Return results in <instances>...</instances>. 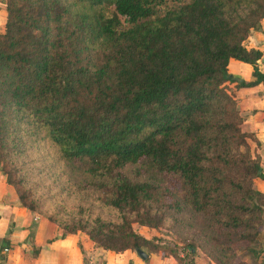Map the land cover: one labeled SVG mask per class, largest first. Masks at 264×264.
Masks as SVG:
<instances>
[{"label":"trees","instance_id":"obj_1","mask_svg":"<svg viewBox=\"0 0 264 264\" xmlns=\"http://www.w3.org/2000/svg\"><path fill=\"white\" fill-rule=\"evenodd\" d=\"M2 1L0 169L18 203L115 253H159L132 226L171 210L207 224L215 264L239 245L258 258V142L225 84L230 60L254 67L239 86L264 83L243 47L264 0Z\"/></svg>","mask_w":264,"mask_h":264},{"label":"crops","instance_id":"obj_2","mask_svg":"<svg viewBox=\"0 0 264 264\" xmlns=\"http://www.w3.org/2000/svg\"><path fill=\"white\" fill-rule=\"evenodd\" d=\"M5 23L6 12L0 0V33L4 32ZM243 47L260 53L256 68L264 75V19L260 29L251 33ZM227 71L234 81L225 86L243 118V132L253 135L258 142L255 151L264 175V83L239 86L240 83H251L254 71L252 65L240 61L230 60ZM254 187L264 194V180H254ZM5 248L9 250L6 254ZM253 248L258 251L257 260L250 255L244 258L249 259L250 264H264V226L258 244ZM147 256V260L142 261L135 251L115 253L101 249L82 232L65 235L58 226L18 203L15 190L7 184L0 169V264H178L175 258L161 252ZM184 264L214 263L195 254Z\"/></svg>","mask_w":264,"mask_h":264},{"label":"rangeland","instance_id":"obj_3","mask_svg":"<svg viewBox=\"0 0 264 264\" xmlns=\"http://www.w3.org/2000/svg\"><path fill=\"white\" fill-rule=\"evenodd\" d=\"M171 7V1L168 3ZM160 12L163 13V7L160 8ZM128 175L139 182H147L150 178V174L145 169H131ZM151 182V181H150ZM171 179L165 178L164 183L158 188L157 193L162 194L165 189L171 190ZM160 184L155 183L156 187ZM101 197H105L104 194ZM72 203V201L70 202ZM157 206H152L153 210ZM99 210L96 208L95 211ZM106 210L103 209V216L106 215ZM159 216L163 218L162 224L158 228H141L137 224H133V230L142 237L149 238V241L157 251L163 255L171 256L173 258H179L182 261L188 262V260L195 254L202 255L211 260V253L217 250L214 246H209L206 243L203 232L207 225L200 217H188L183 214H177L173 211H166V213H159ZM61 229V228H60ZM206 233V232H205ZM246 246H233L235 257L232 259L231 264H250L249 259L243 256L242 251H238V248ZM191 249L194 252L191 254ZM218 251V250H217ZM228 261V258H225ZM215 264V263H214Z\"/></svg>","mask_w":264,"mask_h":264},{"label":"water","instance_id":"obj_4","mask_svg":"<svg viewBox=\"0 0 264 264\" xmlns=\"http://www.w3.org/2000/svg\"><path fill=\"white\" fill-rule=\"evenodd\" d=\"M136 255L142 260V261H146L147 260V254L141 250H136L135 251Z\"/></svg>","mask_w":264,"mask_h":264},{"label":"built area","instance_id":"obj_5","mask_svg":"<svg viewBox=\"0 0 264 264\" xmlns=\"http://www.w3.org/2000/svg\"><path fill=\"white\" fill-rule=\"evenodd\" d=\"M262 61L264 62V58L262 59ZM3 252L6 254V253L9 252V250H8L7 248H5V249L3 250Z\"/></svg>","mask_w":264,"mask_h":264}]
</instances>
